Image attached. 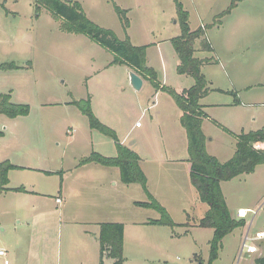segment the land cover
<instances>
[{
    "label": "rangeland",
    "instance_id": "1",
    "mask_svg": "<svg viewBox=\"0 0 264 264\" xmlns=\"http://www.w3.org/2000/svg\"><path fill=\"white\" fill-rule=\"evenodd\" d=\"M78 1L92 20L113 29L121 39L129 36L134 45L151 44L146 50L147 64L157 70L166 86L181 93L195 83L192 76L177 71L180 59L171 39L182 29L174 0H153L151 8L147 6L148 16L152 17L148 23L142 20L140 9L128 13L133 21L127 32L108 0ZM182 1L190 13L192 28L212 24L232 2ZM237 2L222 24L208 29L214 50H198L196 56L212 58L203 66V72L214 87L227 91L213 92L210 99L244 103L239 107L221 105L209 113L222 116L216 118L241 132V126L247 130L261 124L258 118L264 112V106L259 105H264V0ZM60 25L61 20L46 6L38 11L35 0H0V65L14 62L20 66L0 68V94H11L16 104L30 105V113L25 116L0 114V131L4 132L0 134V162L9 160L21 167L10 171L9 185L52 194L37 197L21 191L0 193V247L7 250L6 257L0 255V264H39L29 263L28 257L33 214L55 205L62 182L66 188L80 189L78 172L70 169L93 150L115 156L117 140L142 156L141 165L152 176L154 195L176 225L151 224L162 213L136 205L135 201H151L148 193L140 183H125L122 179L116 186L107 185L103 194L91 193L96 206L72 198L55 208L64 210L67 216L80 213L85 217L99 211L110 222L123 223L124 264H255L260 254L248 257L241 256V252L249 223L253 220L252 231L264 224V164L253 173L222 182L235 217L241 206L257 209L258 213H250L246 225L227 235L214 255V229L200 225L209 207L200 200L192 182L187 160L189 139L181 123L182 109L173 95L158 90L148 80L141 89H135L131 68L112 64L114 55L110 51L85 34L63 31ZM76 100H91L94 113L115 131L116 138L92 128L88 116L72 103ZM238 113L246 116V123L238 125ZM253 113L257 120L252 118ZM139 116L138 121L145 127L127 135ZM205 131L213 138L210 151L220 161H228L235 153L237 139L212 120L205 122ZM174 140L175 146L171 144ZM160 155H165V161L158 165L155 158ZM157 173L169 180H157ZM52 233L39 232L36 237L51 238ZM258 244L264 250V240ZM66 246L67 236L62 240L60 264H69ZM45 254L51 260L49 264L58 258L51 247L45 249Z\"/></svg>",
    "mask_w": 264,
    "mask_h": 264
},
{
    "label": "trees",
    "instance_id": "2",
    "mask_svg": "<svg viewBox=\"0 0 264 264\" xmlns=\"http://www.w3.org/2000/svg\"><path fill=\"white\" fill-rule=\"evenodd\" d=\"M112 3L119 15L123 27L127 32L131 21L128 16L129 9L123 8L115 0ZM178 21L182 33L171 39L177 52L180 63L177 71L187 74L195 79V83L183 92H177L166 86L159 80L158 72L147 64L146 50L149 45H134L128 36L121 39L111 28H106L92 20L85 11L82 3L78 0H35L39 11L41 6H46L55 18L61 20L60 28L63 31L75 34H85L94 42L110 51L114 55L112 64H124L137 72L142 78L150 81L155 87L170 92L182 109L181 123L186 130L189 139V162L191 164L192 182L196 187L200 200L208 205L205 217L200 221L203 227H212L214 236L211 240V249L214 255L223 245L224 238L237 228L246 225V220L236 218L228 206L223 192L222 182L231 180L241 174L255 172L258 165L264 164V150L254 147L256 142H264V128L248 132L235 133L227 127L220 125L237 139L236 151L228 161H220L216 156L207 151V137L203 131V121L207 113L201 103V99L212 91H220L212 86L203 72V66L212 61V58H200L196 52L214 50L207 36L208 29L222 24L223 18L230 14L237 5V0H232L230 6L219 13L212 24L201 25L196 29L190 26V13L182 0H174ZM198 45V46H197ZM2 69H19L20 66L14 62L0 65ZM77 105L83 114L88 116L92 128L98 129L108 136L116 138V133L109 126L102 123L92 108L91 100H76L72 102ZM30 113V105L16 104L12 102L11 94H0V114L9 117L25 116ZM0 134L4 132L0 131ZM118 154L106 156L97 151L80 159L79 164L100 163L105 166H117L121 170L122 179L125 183H140L148 193L151 201H138L141 207L154 208L162 213V217L151 221L152 224L170 225L176 223L170 213L159 200L150 192L148 178L141 166V156L133 148L117 140ZM21 168L9 160L0 162V193L7 190L28 192L26 186L9 187L11 170ZM100 264H124L125 226L121 222H103L100 224ZM111 260L108 262L107 260ZM255 264H264V255L256 259Z\"/></svg>",
    "mask_w": 264,
    "mask_h": 264
},
{
    "label": "crops",
    "instance_id": "3",
    "mask_svg": "<svg viewBox=\"0 0 264 264\" xmlns=\"http://www.w3.org/2000/svg\"><path fill=\"white\" fill-rule=\"evenodd\" d=\"M115 1H116V3H118L123 8L129 9V13H131V14L135 13L136 10L140 9L142 12L141 18L145 23H148L149 20L152 18L150 15L148 16V12H149L148 9L151 8V6L154 4L153 0H115ZM147 6H148V9H147ZM142 8H143V10H142ZM130 21L131 22L133 21L132 18ZM202 25H205V24L202 23ZM192 29H196V28H192ZM144 45L150 46L151 44H144ZM159 45H160V43L158 44V46ZM204 58H206V57H204ZM179 63H180V60H179ZM145 82H147V81L144 79V83ZM212 86H213V84H212ZM214 88H218V89H220V91H217V90L212 91L206 97L201 99V103L204 106V110L208 115L207 118L204 119L203 126H202L203 131L207 137L206 147H207L208 152L210 151L209 145L211 144L213 138H209V135L206 133L205 122L207 120H212V121H215L219 126L220 125L225 126L221 121H219L217 119V118L223 119V118H221L222 116H217L215 114L211 115L210 114L211 112L209 113L208 110L215 109L221 105H227L230 107H232V106L239 107V106H243V104H244V103L243 104H241V103L234 104L235 102L234 103H232V102H228V103L220 102L219 103V102H216L215 98L210 99L213 92H227L224 89L219 88V87H214ZM259 105L264 106L262 104H259ZM253 115H255V116L253 117ZM140 117L141 116H139L137 118V120L135 121V123L131 125L130 131L128 132L127 135H129L131 132L132 133L136 132L137 129L145 127V125H142L140 127H138L136 125V123L140 119ZM236 117L238 119V123H239L238 125H242V124L246 123V121H247L246 116L243 115L242 113H238ZM252 118H254V120H257V115L253 113ZM258 119L260 120V123H261V124H259L260 126L259 125L258 126H252L251 128H249L247 130L244 126H241V128H239V129H241V132H243V131L248 132L251 130H258V129L264 128V112L262 113V115ZM225 127H227V126H225ZM227 128L230 129L231 131L235 132V133H241V132H238V130H235L234 128L233 129L229 128V127H227ZM171 144L173 146H175L176 140H174V142L172 141ZM93 151H95V150H93ZM93 151H91L90 154ZM105 154H103V155H105ZM117 154H118V152H117ZM210 154H212L214 156L216 155L215 152H211V151H210ZM85 156H88V155H85ZM85 156L80 157L79 161L81 158H83ZM106 156H109V155L107 154ZM178 158L179 157H175L174 159L175 160L184 159V158H181V159L180 158L178 159ZM188 158L189 157H187V160H188ZM155 159L157 160L158 165H161V163L163 164V162L165 161V155L164 156L163 155L157 156ZM154 162H155V160H154ZM74 169L76 172H78L77 177H78V180L80 181L81 188L79 189L78 186H69L68 188H66L65 181L62 182L63 186H61V188L59 189L60 195L56 196V198H55V201H54L55 205L53 207L47 208V209H45V207H44V209H42V211H39V212L33 214V220H31V222L32 221L34 222L31 226L33 231H32V235L29 236L28 241H27V244L30 247L29 252H28L30 254L28 257L31 258V260L29 263H32V262L36 263L38 261L39 264H49L51 260H48V256H47V254H45V249H48L51 247L53 249V251H57V254H58V258H56L57 260L54 259V264L56 263V261L58 262V264H60L59 256H60V251H61V244H62V240H65L66 236H67L66 249L68 251L67 260H68L69 264H99L100 263V241H99L100 224L103 222H110L109 218H104V216H100L99 211L94 212V213H90V214L86 215L85 217H82L80 213L79 214L75 213V215H73V216H71V215L67 216L65 214L64 210H61L60 208H55V207H57V206L59 207L62 204H66L72 198L75 200H81V202L83 204L96 206L97 201H95L92 198L91 193L94 192L97 194L98 193L103 194L105 192V189L107 188V185H110V184H112L113 186L118 185V183L122 179L121 170L117 166H105V165H102L100 163H95V162L87 163V164H83V165H80L79 163H77L75 165V168L72 167L70 169V171H74ZM142 169H143V166H142ZM189 170L191 172V164H190ZM143 171L145 172V174L148 178L149 190L151 189L150 192L154 195V188L151 187L152 176L148 173V171L145 169V167H144ZM79 172H80V174H79ZM155 178L157 180L158 179L161 180V182H164V183H166L164 179L169 180V177L163 175V173H161V175H159L157 173L155 175ZM122 181H123V179H122ZM76 185H78V184H76ZM8 186L11 188L16 187V186H11V185H8ZM17 187H19V186H17ZM98 188H101V190H99ZM27 189L29 191L25 192V193L34 194L37 197L51 196L52 195V194H49L47 192H44L43 190H40V189L38 190L37 188L35 190L33 188L27 187ZM87 189H90L91 192L85 193L84 191ZM8 191H13V190H7V192ZM82 193L86 194V196L83 197ZM58 198L61 199L60 202H58V200H57ZM136 202H138V201H135V204H136ZM142 202H146V201H142ZM241 207H244V206H241ZM241 207H239V208H241ZM232 214L235 215V212L234 213L232 212ZM18 223H21V222H18ZM50 230L53 231L51 238L45 237V235L36 237V235L39 232L43 233V232L50 231Z\"/></svg>",
    "mask_w": 264,
    "mask_h": 264
},
{
    "label": "built area",
    "instance_id": "4",
    "mask_svg": "<svg viewBox=\"0 0 264 264\" xmlns=\"http://www.w3.org/2000/svg\"><path fill=\"white\" fill-rule=\"evenodd\" d=\"M136 125L138 127H140L142 124H141V122L138 121L136 123ZM254 147L256 149H259V150H264V142H256V143H254ZM57 200H58V202L61 201L60 198H58ZM250 213H254L256 215L258 213V210L252 209V208H247V207H241L237 211L236 218L246 220V218L249 216ZM252 223H253V220L248 225L246 236H245L244 241H243L241 256L247 255L248 257H251V256H254L256 254H260V256L264 255V250H262L261 246L258 244V242L264 240V224H263L262 228H260L256 231H252V229H251ZM0 255L3 257H6L7 256V250L0 247ZM6 261H7V259H6Z\"/></svg>",
    "mask_w": 264,
    "mask_h": 264
},
{
    "label": "water",
    "instance_id": "5",
    "mask_svg": "<svg viewBox=\"0 0 264 264\" xmlns=\"http://www.w3.org/2000/svg\"><path fill=\"white\" fill-rule=\"evenodd\" d=\"M129 73L132 86L137 90L141 89L144 85V79L142 78V76H140L132 69H130Z\"/></svg>",
    "mask_w": 264,
    "mask_h": 264
}]
</instances>
